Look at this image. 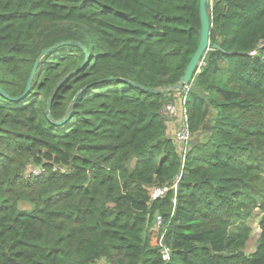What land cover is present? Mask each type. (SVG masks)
<instances>
[{"label": "trees", "instance_id": "obj_1", "mask_svg": "<svg viewBox=\"0 0 264 264\" xmlns=\"http://www.w3.org/2000/svg\"><path fill=\"white\" fill-rule=\"evenodd\" d=\"M209 7L181 169L161 108L198 45L199 0H0L6 94L50 47L20 100L0 93V264H264V0Z\"/></svg>", "mask_w": 264, "mask_h": 264}, {"label": "built area", "instance_id": "obj_2", "mask_svg": "<svg viewBox=\"0 0 264 264\" xmlns=\"http://www.w3.org/2000/svg\"><path fill=\"white\" fill-rule=\"evenodd\" d=\"M203 63V57L198 62L194 74L188 84H183L180 87H173L170 94L166 98L164 105L161 108V117L165 124L166 135L169 134V138L173 141L177 153L180 156L181 166L183 168L184 160L189 150L191 140L193 138L192 134L188 128V113L186 107L187 96L192 87L193 81L196 74L199 72ZM33 173H38L39 170L32 171ZM179 180V174L174 178L170 185L153 186L149 188L150 198L156 199L165 194L168 189H172L174 192L177 188V183ZM163 217L159 213H155L152 225L150 227V232L155 233L156 237L153 239L154 244L159 246L160 253L164 260L169 259V248L163 242V235L166 230L167 224H164Z\"/></svg>", "mask_w": 264, "mask_h": 264}, {"label": "water", "instance_id": "obj_3", "mask_svg": "<svg viewBox=\"0 0 264 264\" xmlns=\"http://www.w3.org/2000/svg\"><path fill=\"white\" fill-rule=\"evenodd\" d=\"M210 1L211 0H199V21H200V26H199V30H198V35H199L198 45H197L194 53L192 54L190 60L188 61L187 65L185 67L184 73L181 76L179 82L176 85L169 87L168 89L173 88V87H180L183 84H185V85L188 84V82L190 81V79L192 78V76L194 74V71L196 69V66H197L198 62L202 59V57H204V53L206 52V50L209 48V46L211 44L210 40H209V30H210V27H211L212 23H211L210 7H209V4H208ZM63 43L64 44H70L72 42L71 41H62V42H59L58 44H63ZM49 50H50V47H48L46 49H43L40 52V54L36 57V59L34 61V64L32 66V69H31V71L29 73V76L27 78L24 92L21 95H19L17 97H11L8 94H6L1 88H0V93L4 97H6L8 100H11V101L20 100L26 94V92H27V90L29 88V85L31 83L33 74H34V72L36 70V67H37L38 60L40 59V57L42 55H44ZM58 85H59V83L57 84V86ZM56 89H57V87L54 89V91ZM50 101H51V97L49 99L48 107L50 105ZM66 119H67V116L62 118L59 121H54V123L56 125H60ZM203 127L204 128L205 127L210 128L207 124H204ZM166 137L169 138V135H166ZM163 139H164V137L160 138V140H163ZM196 142H198V138L197 137H193L192 140H191V143L194 144ZM135 161H136V158H133L131 160V166H134ZM259 234H260V232H258V237H259Z\"/></svg>", "mask_w": 264, "mask_h": 264}, {"label": "rangeland", "instance_id": "obj_4", "mask_svg": "<svg viewBox=\"0 0 264 264\" xmlns=\"http://www.w3.org/2000/svg\"><path fill=\"white\" fill-rule=\"evenodd\" d=\"M209 4H210V2H209ZM193 137H196V136H193ZM203 138H204V136H203ZM27 169H28V171H36L38 168L31 165V164H28ZM21 206L27 207L28 205L25 203H22ZM259 217H260V213H259L257 208H252L250 213L248 215H245L244 219L252 227L251 233H250V235L246 241L245 247L243 249L245 253H249V252L253 251L255 248V245H256V242L258 239V232H259V227H258ZM151 235H152L151 240L153 242V239L156 237V235L153 232L151 233ZM95 264H105L104 259H100V260L96 261Z\"/></svg>", "mask_w": 264, "mask_h": 264}, {"label": "crops", "instance_id": "obj_5", "mask_svg": "<svg viewBox=\"0 0 264 264\" xmlns=\"http://www.w3.org/2000/svg\"><path fill=\"white\" fill-rule=\"evenodd\" d=\"M167 135H169V134H167Z\"/></svg>", "mask_w": 264, "mask_h": 264}]
</instances>
